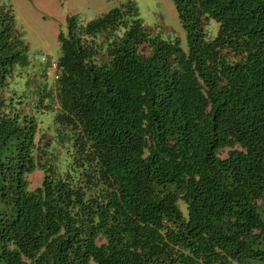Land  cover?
Masks as SVG:
<instances>
[{"label": "trees", "instance_id": "obj_1", "mask_svg": "<svg viewBox=\"0 0 264 264\" xmlns=\"http://www.w3.org/2000/svg\"><path fill=\"white\" fill-rule=\"evenodd\" d=\"M173 2L186 49L131 1L68 15L24 103L0 0V264H264V0Z\"/></svg>", "mask_w": 264, "mask_h": 264}, {"label": "rangeland", "instance_id": "obj_2", "mask_svg": "<svg viewBox=\"0 0 264 264\" xmlns=\"http://www.w3.org/2000/svg\"><path fill=\"white\" fill-rule=\"evenodd\" d=\"M10 4L18 29L28 42L29 63L21 73H16L9 82L8 91L15 99L22 98L28 103L34 92V83L39 81V72L47 63L45 57L57 59L60 54L58 32L66 29V18L70 14L88 20L122 2L131 1L137 8L138 16L151 29L164 38L180 40L184 49L187 48L185 31L181 26L173 0H2ZM215 27V22L210 20ZM46 86H52L53 71L47 67ZM34 78V79H33ZM56 102V101H55ZM31 106V105H30ZM29 108V104L27 105ZM40 127L53 129L55 109H31ZM44 134L46 133L45 130ZM225 152H222L224 155ZM30 186L41 180V172L35 170L28 174ZM262 199H259V202ZM179 205L184 208L180 199Z\"/></svg>", "mask_w": 264, "mask_h": 264}, {"label": "built area", "instance_id": "obj_3", "mask_svg": "<svg viewBox=\"0 0 264 264\" xmlns=\"http://www.w3.org/2000/svg\"><path fill=\"white\" fill-rule=\"evenodd\" d=\"M44 59H48L47 57H45ZM50 62V67L53 71V76L57 77L60 74V66L58 65V62L56 61V59H49Z\"/></svg>", "mask_w": 264, "mask_h": 264}, {"label": "clouds", "instance_id": "obj_4", "mask_svg": "<svg viewBox=\"0 0 264 264\" xmlns=\"http://www.w3.org/2000/svg\"><path fill=\"white\" fill-rule=\"evenodd\" d=\"M48 59H50V58H48ZM45 60H47V59H45Z\"/></svg>", "mask_w": 264, "mask_h": 264}]
</instances>
